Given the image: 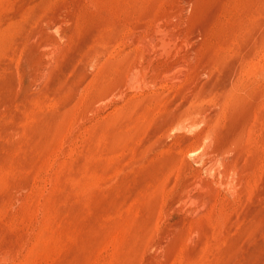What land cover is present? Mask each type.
Instances as JSON below:
<instances>
[{
    "label": "rangeland",
    "instance_id": "obj_1",
    "mask_svg": "<svg viewBox=\"0 0 264 264\" xmlns=\"http://www.w3.org/2000/svg\"><path fill=\"white\" fill-rule=\"evenodd\" d=\"M0 264H264V0H0Z\"/></svg>",
    "mask_w": 264,
    "mask_h": 264
}]
</instances>
